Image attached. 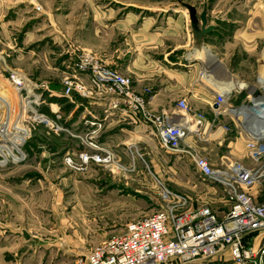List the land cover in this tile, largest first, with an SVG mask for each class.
<instances>
[{
	"label": "rangeland",
	"instance_id": "rangeland-1",
	"mask_svg": "<svg viewBox=\"0 0 264 264\" xmlns=\"http://www.w3.org/2000/svg\"><path fill=\"white\" fill-rule=\"evenodd\" d=\"M61 1L0 0V162L10 159L0 164V230L11 245L24 233L38 238L34 247L4 258L8 264H87L89 252L125 224L163 210V191L184 209L205 205L221 215L229 208L224 188L198 176L186 158L161 149L130 145L119 176L97 166L67 167L64 158L82 150L72 135L81 134L83 100L93 101L65 94L67 80L90 84V72L78 68L82 52L129 78L147 104L160 92L172 113L184 99L190 119L203 124L201 136L187 141L215 168L248 165L232 158L243 156L246 138L240 117L231 111L249 99L264 102V84H259L264 39L252 37L257 26L264 30V0H90L88 22L60 27ZM184 4L195 8L197 18L205 11L213 27L201 58L194 56L198 50ZM210 75L215 82L206 80ZM14 76L22 78V88L12 84ZM225 83L236 88L219 109L214 101ZM59 99L66 101L61 108L55 107ZM23 101L33 103L31 109ZM73 101L83 105L74 108ZM5 137L16 149L6 151ZM256 190L263 193L264 186L249 192Z\"/></svg>",
	"mask_w": 264,
	"mask_h": 264
},
{
	"label": "built area",
	"instance_id": "built-area-1",
	"mask_svg": "<svg viewBox=\"0 0 264 264\" xmlns=\"http://www.w3.org/2000/svg\"><path fill=\"white\" fill-rule=\"evenodd\" d=\"M78 68L86 74L90 72V84L67 80L65 94L75 92L81 97L91 98L93 103L103 100L105 106L102 117L85 119L83 132L80 135L71 134L81 141L82 150L64 158L67 167L86 171L91 166H97L106 169L111 176H119L120 171H125L115 154L101 146L98 138L104 122L113 112L130 114L135 121L152 127L161 150L186 158L198 176L224 188L229 205L221 215L205 205L184 209L180 202L173 203L175 198H169L173 195L163 191L167 200L163 210L125 224L120 233L94 247L86 257V263L191 264L230 261L233 264H264V192H249L264 186V121H252L255 122L253 127L244 129L250 123V115L253 113L254 117H258L257 111L264 113V107L253 108L256 105H252L253 101L249 99L246 104L232 108L241 115L238 114L240 121L242 119L249 163L230 162L223 168H215L187 141L190 136H201L203 124L190 119L184 99L178 100L176 112L162 109L154 113L148 109L145 99L131 88L129 78L117 70L100 66L90 53L82 52ZM230 95L231 91L216 94L215 106L220 109ZM82 263V260L78 261V264Z\"/></svg>",
	"mask_w": 264,
	"mask_h": 264
},
{
	"label": "crops",
	"instance_id": "crops-1",
	"mask_svg": "<svg viewBox=\"0 0 264 264\" xmlns=\"http://www.w3.org/2000/svg\"><path fill=\"white\" fill-rule=\"evenodd\" d=\"M90 5H91L90 0H62L59 3V6H62V9L59 11L60 8L58 7V10H57V11H59L57 21L60 24L63 23V25H60V27L64 26L65 23H67V24H83V22H88L89 17L87 15H88V11H89L88 9L90 8ZM66 8H68V10H66ZM86 11H87V15H86ZM74 27H76V25ZM79 31H81V30H79ZM252 37L254 39H257L258 41L260 39H264V30H261V28L259 26H257L256 30H254V33L252 34ZM197 50H198V52L195 51L194 56L200 57L202 54V50L199 48H197ZM179 59L181 61L185 60L184 58H179ZM194 60H195V58H194ZM207 68L211 69L212 66H207ZM205 71H206V69H205ZM214 71L215 70H212L211 72L214 74ZM204 73H207V72H204ZM136 75H138V74H136ZM208 77L209 76H206V80H210L212 77L213 82H215L217 79L216 76L214 79V77L212 75H210L209 78ZM161 78H159V79L161 80L160 85L162 86V85H164V83H163L164 77L161 76ZM259 79L261 81V83H259V84L261 85L262 81L264 82L263 73L261 74V77ZM26 89H27L28 93H32L31 87L28 86V87H26ZM222 89H224V88H222ZM218 90L221 91V89H219V88H218ZM52 95L57 97V98H60L59 93L52 92ZM28 98H33V96H30ZM82 99H84V98L82 97ZM163 99H164V94L157 92V94L149 102V104L147 106L148 109L154 113H158L161 109L169 110V108H167V106L165 105L167 100H163ZM59 101H61L63 103L57 102L56 103L57 105H55V107L57 106V108H61L66 103V101H64L63 99H59ZM71 101L72 100H70V102ZM212 102H213V99H212ZM23 103H24L26 109H31V105L33 104L30 102H26V101H23ZM73 103L74 104H72V105L74 108H77V107L84 104V106H83L84 112H82L81 118L85 117V119H87V120H92V118L102 117L103 106H105V103L103 100H99V101L94 102V103L91 101H88V100L87 101L83 100V104H81L77 101H73ZM44 114L49 115L50 117L53 116V114L49 110H45ZM67 118H69V117L67 116ZM46 123L48 125L50 124V122H48V121ZM81 126H82L81 132H83V130L85 129L83 123ZM23 140H24V138H23ZM245 140H244L243 156H238V155L234 154V157H232L234 160H237V158H238L239 161L240 160L243 162L248 161L245 158L246 157ZM3 142L9 144V146L6 149L7 152H9L8 149L9 150L16 149V148H14L12 139L10 137H5L3 139ZM98 142L101 146L112 151L115 154V156H116V158L120 164H123L126 162L127 159H125V156L127 155V152L133 148L132 146L134 144L138 147H141L144 145V146H147L148 148H157L160 150V148L158 147V144H157V140L152 133V127L149 124L144 123V122H137L134 120V118L130 114H122L119 112H113L112 115L109 116L107 121L104 122V127L99 134ZM130 145H132V146H130ZM6 151L3 152L2 159H5V156H6L5 152ZM203 155H205V154H203ZM12 157L14 160L13 154H12ZM18 160H20V159H18ZM9 161H10V159L4 160V161L2 160L0 162V164H3L4 162L6 163ZM220 161H223V160L221 159ZM92 167H94V166H92ZM0 229H4V228L1 227ZM5 234H6V231L0 230V264H8L4 260V258H9L10 253H13L14 255H16V253L20 252L21 249L24 247H27V246L28 247L29 246L34 247L36 240H38V238H36V236H34V235H30V236L28 235L27 236V234L25 235V233H24V237L22 236V238H15L13 240L14 243L11 245L9 237H6Z\"/></svg>",
	"mask_w": 264,
	"mask_h": 264
},
{
	"label": "water",
	"instance_id": "water-1",
	"mask_svg": "<svg viewBox=\"0 0 264 264\" xmlns=\"http://www.w3.org/2000/svg\"><path fill=\"white\" fill-rule=\"evenodd\" d=\"M183 6L188 12L189 21L192 25L191 32L193 38V46L194 48H199L203 51L204 39L213 30V27L208 26L205 11L200 14L199 18H197V13L194 7L187 4H184ZM199 23L200 27L198 28L197 26Z\"/></svg>",
	"mask_w": 264,
	"mask_h": 264
},
{
	"label": "bare ground",
	"instance_id": "bare-ground-1",
	"mask_svg": "<svg viewBox=\"0 0 264 264\" xmlns=\"http://www.w3.org/2000/svg\"><path fill=\"white\" fill-rule=\"evenodd\" d=\"M198 58V57H197ZM201 58V57H200ZM206 58H208V57H206ZM198 60V59H197ZM11 82H12V84L15 86V87H18V89H20V88H22V86H23V80H22V78L21 77H19V76H14V77H12L11 78ZM223 84V83H222ZM261 85H263V81H262V84ZM224 89H221V90H223V92H229L230 90H234L235 88H236V85L235 84H224ZM225 90V91H224ZM220 93H221V91H220ZM257 99V98H256ZM260 100H255V102L256 103H254L253 102V104L252 105H256V107H253V108H255V109H257L259 106H261V107H264V102H259ZM259 102V103H258ZM0 108H2L1 106H0ZM7 109V111H13L12 110V108H6ZM14 110H16V109H14ZM18 110V109H17ZM23 110H24V108H23ZM233 114H235V115H240V113L239 112H235V111H231ZM20 113V112H19ZM257 113L259 114V116L257 117H254V114L252 113L251 115H250V123H249V125H247L246 124V126H244V129H247V128H251V127H253V124L257 121V120H259V121H264V113H263V111L262 112H259V111H257ZM215 114V113H214ZM35 116H37V115H35ZM219 116V115H218ZM241 116V115H240ZM36 118H38V117H36ZM42 118V117H41ZM255 118H256V120H255ZM247 119V117L245 118V120ZM236 120V119H235ZM241 121H242V119H241ZM252 121H255L254 123H252ZM243 125H244V122H243ZM242 126V125H241ZM257 128V130H260L261 128H258V127H256ZM190 129H192V127H190ZM22 138V137H21ZM20 138V139H21ZM24 138V137H23ZM1 143V142H0ZM2 145V144H1ZM1 145H0V147H1Z\"/></svg>",
	"mask_w": 264,
	"mask_h": 264
},
{
	"label": "trees",
	"instance_id": "trees-1",
	"mask_svg": "<svg viewBox=\"0 0 264 264\" xmlns=\"http://www.w3.org/2000/svg\"><path fill=\"white\" fill-rule=\"evenodd\" d=\"M61 103H63V102H61Z\"/></svg>",
	"mask_w": 264,
	"mask_h": 264
}]
</instances>
